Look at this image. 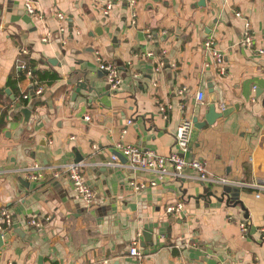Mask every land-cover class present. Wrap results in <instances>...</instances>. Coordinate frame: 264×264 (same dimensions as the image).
Returning a JSON list of instances; mask_svg holds the SVG:
<instances>
[{
  "label": "crops",
  "instance_id": "crops-1",
  "mask_svg": "<svg viewBox=\"0 0 264 264\" xmlns=\"http://www.w3.org/2000/svg\"><path fill=\"white\" fill-rule=\"evenodd\" d=\"M106 1L33 0L31 16L23 0H0V210L11 215L0 264H264V196L242 185L264 179V0H112L104 16ZM246 21L251 48L241 41ZM206 39L222 55L223 74ZM98 58L118 70L117 89ZM210 87L216 109L232 112L197 128ZM161 105L171 107L162 113ZM185 118L193 123L187 158L227 183L199 181L188 169L158 180L108 165L112 155L125 164L118 142L173 153ZM75 153L91 206L65 175L51 177ZM34 165L42 168L36 181L23 173ZM131 181L156 185L136 191ZM178 203L180 212L166 213ZM31 217L43 220L39 228ZM135 239L140 259L128 253Z\"/></svg>",
  "mask_w": 264,
  "mask_h": 264
},
{
  "label": "built area",
  "instance_id": "built-area-1",
  "mask_svg": "<svg viewBox=\"0 0 264 264\" xmlns=\"http://www.w3.org/2000/svg\"><path fill=\"white\" fill-rule=\"evenodd\" d=\"M130 5H134V1H129ZM112 0H107L105 6L102 10L104 16H107L109 11L113 7ZM23 7L25 12L28 15H36V8L34 5L33 0H23ZM236 17H241L240 13H235ZM57 18L60 21H63L65 17L61 13H57ZM59 31L61 33L64 32V28L60 27ZM49 35L47 34L46 39L44 41L49 40ZM242 45L246 48H251L254 45L253 42V30L251 24L246 21L243 27L242 32ZM64 43V40H62ZM213 41L212 39H206L203 42V46L205 49L210 50L212 56L215 60V63L218 65V72L219 74L224 73V67L222 65V55L218 53L216 50L212 48ZM262 50H259V53H262ZM22 55H27L28 50L23 48L21 50ZM148 56L151 53L147 54ZM100 58L97 59L98 69L104 73L106 80L108 81L110 87L112 89H117L122 82V79L118 73V70L115 66L103 63ZM19 69L24 70L26 75L30 78L32 73L31 70L26 67V64L22 61L17 66ZM42 92L41 88L35 90L36 95H40ZM181 93V92H180ZM28 98V96L23 97ZM196 101L203 105L204 102V93L198 92L196 94ZM170 105H161L160 111L164 113L167 108H170ZM221 109L223 107L221 106ZM85 120H88V117H84ZM131 122H128L130 124ZM193 128V123L191 120L183 119L180 124L177 126L176 133H175V146L176 151L169 154L168 156H161L158 155L155 151L150 149H140L136 145L131 144H124L122 142H118L115 144V148L118 153L125 159V164L121 165L119 163V159L116 155H112L110 161L108 162L109 166H116V167H125L132 172H149L156 175L158 180H163V178L167 175H173L175 177L181 178L183 177V171L185 169L191 170L196 173L197 179L202 182H210V183H227L228 181L225 179L213 177L206 167V163L203 160L199 159H190L187 158V153L189 151V142H190V133ZM126 130H122V136L125 134ZM92 149H96V146L93 145ZM42 168L38 165H34L32 167H28L23 170L24 177L26 179L36 181L42 177L41 170ZM61 175H65L67 179L71 182L72 187L76 194L84 201L87 206H91L95 200L94 191L86 184L83 172L81 171V164L74 163L63 165L60 167H56L51 169V177L53 179H58ZM131 187L136 190L140 191L147 187H153L156 185L155 181L150 182H130ZM248 188L254 189V197L260 198L264 196V179H256L249 184H242ZM182 210V204L178 203L176 205H171L166 207V213L172 214L174 212H180ZM45 221H48L49 218H45ZM28 224L34 228H39L43 220H38L36 218H28ZM11 225V215L7 213L4 209L0 210V233L3 234L7 227ZM239 230L243 237L247 236L248 227H247V220L239 223ZM263 231V230H262ZM129 255L140 259L141 252L139 248V240L135 239L131 242L129 251ZM86 264H108V261L105 259L95 260L90 263Z\"/></svg>",
  "mask_w": 264,
  "mask_h": 264
},
{
  "label": "water",
  "instance_id": "water-1",
  "mask_svg": "<svg viewBox=\"0 0 264 264\" xmlns=\"http://www.w3.org/2000/svg\"><path fill=\"white\" fill-rule=\"evenodd\" d=\"M83 86L84 85H79L78 87L82 88ZM85 88L86 87H83L82 89H85ZM208 103H209V106H208L207 112L204 114V121L199 123L196 118L193 119V123L195 124V126L197 128H202L206 125H212L217 119L227 117L232 112L231 108L230 109H222L220 111H218L216 109L215 105H216L217 101H216L215 95H214L211 87L209 89ZM22 113L27 117L29 115V110L28 109H22ZM79 160H80V157H78V155L75 153L74 163L79 162ZM148 236H149L148 233H146V232L143 233V238L145 239V241H148V239H147ZM8 238H9L8 234L2 235L0 233V248L2 247L3 243L8 240Z\"/></svg>",
  "mask_w": 264,
  "mask_h": 264
}]
</instances>
